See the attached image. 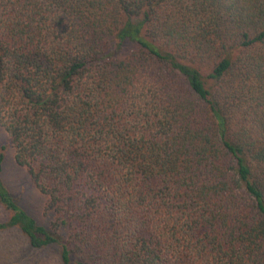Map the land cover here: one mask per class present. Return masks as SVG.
<instances>
[{
	"label": "trees",
	"instance_id": "obj_1",
	"mask_svg": "<svg viewBox=\"0 0 264 264\" xmlns=\"http://www.w3.org/2000/svg\"><path fill=\"white\" fill-rule=\"evenodd\" d=\"M0 126L61 264H264V0H0Z\"/></svg>",
	"mask_w": 264,
	"mask_h": 264
},
{
	"label": "rangeland",
	"instance_id": "obj_2",
	"mask_svg": "<svg viewBox=\"0 0 264 264\" xmlns=\"http://www.w3.org/2000/svg\"><path fill=\"white\" fill-rule=\"evenodd\" d=\"M0 151L4 153L1 179L17 203L39 223L48 225L51 216L44 212V195L32 183L26 169L13 158V149L5 130L0 126ZM8 212L0 205V220ZM51 225V222H50ZM0 264H61L58 248L49 245L32 247L16 226L0 229Z\"/></svg>",
	"mask_w": 264,
	"mask_h": 264
},
{
	"label": "crops",
	"instance_id": "obj_3",
	"mask_svg": "<svg viewBox=\"0 0 264 264\" xmlns=\"http://www.w3.org/2000/svg\"><path fill=\"white\" fill-rule=\"evenodd\" d=\"M3 155H4V153H3ZM3 159H4V156H3ZM2 162H3V160H2ZM1 166H2V163H1ZM1 171H2V169H1ZM0 178H1V172H0ZM1 180H2V179H1ZM0 205H2L1 202H0ZM2 207L5 209V207H4L3 205H2ZM5 210H6V209H5ZM6 211H7V210H6ZM7 212H8V216H9V211H7ZM7 218H8V217H7ZM7 218H6V219H7ZM6 219H5V220H6ZM5 220H3V221H5ZM3 221L0 220V222H3Z\"/></svg>",
	"mask_w": 264,
	"mask_h": 264
}]
</instances>
